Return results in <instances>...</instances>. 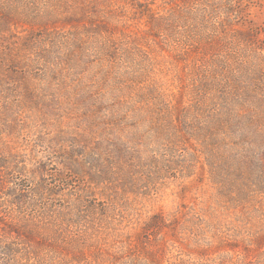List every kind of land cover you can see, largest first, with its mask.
I'll return each mask as SVG.
<instances>
[{
  "label": "rangeland",
  "instance_id": "1",
  "mask_svg": "<svg viewBox=\"0 0 264 264\" xmlns=\"http://www.w3.org/2000/svg\"><path fill=\"white\" fill-rule=\"evenodd\" d=\"M124 1L0 0V203L7 202L12 216L23 215L27 230L37 235L32 244L16 249L35 252L40 249L41 238H49L53 233L66 237L52 228L49 219L56 217L51 212L59 214L63 194L74 193L78 185L77 179L71 177L74 186L65 189L58 180L64 173L59 157L62 149L66 150L61 141L99 126L106 128L108 140L112 133L122 131L123 137L132 140V144L126 145L128 148L141 147L150 137L159 145L158 152L170 156L165 158L166 166L157 181L146 186L150 190L141 189L126 198L120 188L113 189L116 202L130 207L117 215L114 225L96 226V236L107 251L139 246L141 226L156 213L171 219L172 215L190 212L208 224L213 220L217 230L240 228L250 219L237 208V203L231 202L222 186L211 180L207 155L202 149L196 152L200 147L189 145L192 142H187L180 129L171 125L166 113L159 114L163 110L161 98L173 108L189 106L191 114L196 115L211 105L216 94L207 85L210 73L193 68V57L198 58L197 53L201 56L202 46L190 42V37L197 38L191 33L192 28L186 25L168 30L165 37L176 41V45H191V55L184 59L173 56L153 46L160 39L147 35L157 33L146 20L126 24L111 20L110 10L123 7ZM260 4L261 7L250 9L251 21L257 26L264 24V4ZM95 9L101 13L96 15ZM93 25L103 28L95 30ZM227 47L223 52L209 53L205 60L233 48ZM195 50L196 54H192ZM149 51L150 61L145 57ZM151 88L156 94L144 99ZM144 101L151 116L140 123L131 121V111ZM88 109L93 110L90 117ZM115 111L119 116L113 118ZM179 117L173 115L174 119ZM113 120L120 123L111 125ZM192 126L200 130L205 124ZM157 127H165L164 134L170 137L157 134ZM153 146L144 149L151 150ZM149 171L157 172L158 168ZM65 176L69 178L70 174ZM219 181L225 185V178ZM41 186L57 187V195H32ZM8 191L27 195V205L19 209L13 197L7 196ZM258 201L259 206L252 203L249 208L259 211L253 217L263 219L264 197ZM256 219L249 222L255 223ZM213 231L207 234L212 249L203 250L201 240L199 246L188 237L182 245L168 248L164 260L169 258L172 264H222L223 257L228 255L237 260L234 264H246L247 258L252 264H264V247H254L252 253L227 250L219 245L217 237L212 240ZM4 242L0 241V249L7 246Z\"/></svg>",
  "mask_w": 264,
  "mask_h": 264
},
{
  "label": "trees",
  "instance_id": "2",
  "mask_svg": "<svg viewBox=\"0 0 264 264\" xmlns=\"http://www.w3.org/2000/svg\"><path fill=\"white\" fill-rule=\"evenodd\" d=\"M260 2L264 4V0H125L123 7L113 8L108 13L115 23L146 20L157 33L147 35L161 40L153 46L181 58L191 55L188 50L191 45H176V41L165 36L168 30L178 26L189 25L192 28L191 33L197 38L190 37V42L194 46H202L201 56L196 54L197 49L192 53L199 56L194 55L193 68L210 73L207 85L213 87L216 94L211 105L196 115L191 114L189 106L173 108L170 102L161 98L163 110L159 114L164 116L166 113L171 125L180 129L187 142H192L186 144H194L195 148L199 146L196 152L202 149L201 152L207 155L211 180L219 183L229 194L231 202L237 203L236 207L250 219H256L253 216L259 211L249 207H253L252 203L259 206L258 200L264 197V24L257 26L250 18V9L261 7ZM99 13L101 10L95 9V14ZM101 28L92 26L95 30ZM227 46L233 48L205 60L209 53L223 52ZM150 55L151 51L145 55L149 61ZM155 94L151 88L143 98ZM139 104L141 106L131 111V121L135 123L151 116L145 101ZM92 111L87 110L88 117ZM174 114L180 117L174 119ZM118 116L117 111L113 112V118ZM113 122L111 125L120 123ZM190 123L196 126L204 123L205 127L197 130ZM165 131V127L156 128L157 134L163 138L170 137L164 134ZM106 132V128L99 126L96 130L91 128L78 137L61 141L66 150L62 149L59 157L64 173L58 180L65 189L74 186L71 177L77 179L78 185L73 189L75 194L70 191L63 194L59 214L51 212L56 217L49 219L52 228L63 232L66 237L53 233L49 238H41L38 243L40 249L35 252L16 249L19 245L32 244L37 235L27 230L23 215L12 216L7 202L0 203V241L7 245L0 249V264H172L169 258L164 260L166 250L182 245L188 237L199 246L201 240L204 244L201 247H205L203 250L212 249L210 237H207L211 229L214 230L212 240L217 237L219 245L227 250L241 249L252 253L254 247H264V218L256 219L255 223L247 219L240 228L233 226L217 230L213 220L208 224L198 215L186 212L172 215L171 219L161 213L153 214L141 226L140 247L128 245L125 249L122 246L107 251L96 236V226L103 223L114 225L113 222L118 221L117 215L130 207L116 202L113 189L120 188L126 198L141 189L150 190L151 187L146 186L157 181L162 167L166 166L165 158L170 156L158 152L159 145L150 137H146L147 144L128 148L126 145L132 144V140L123 137L122 131L112 133L110 140L106 139ZM148 145L150 148L154 145V150H145ZM152 167H157L158 171H149ZM67 174H70V179L65 176ZM224 178L225 185L219 181ZM57 187L41 186L33 190L32 195L54 197L57 195L54 188ZM7 196L13 197L19 209L27 205V195L8 191ZM98 196L101 199L98 200ZM68 219L71 222L65 224L63 221ZM144 245L151 248L146 249ZM247 260L246 264L253 263L251 259ZM235 262L237 260L231 256L223 257L225 264Z\"/></svg>",
  "mask_w": 264,
  "mask_h": 264
}]
</instances>
